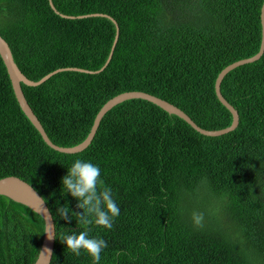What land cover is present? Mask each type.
Returning <instances> with one entry per match:
<instances>
[{
	"label": "trees",
	"instance_id": "trees-1",
	"mask_svg": "<svg viewBox=\"0 0 264 264\" xmlns=\"http://www.w3.org/2000/svg\"><path fill=\"white\" fill-rule=\"evenodd\" d=\"M263 0H52L66 15L104 13L118 38L106 66L64 70L24 96L50 140L81 142L100 107L141 90L176 105L204 129L231 123L214 83L233 61L260 45ZM105 16L65 18L48 0H0V35L22 73L38 80L60 67L98 70L115 36ZM238 111L237 126L218 136L144 99H127L101 118L83 150L48 146L21 110L0 57V178L14 175L45 200L59 239L84 230L55 212L76 200L61 196V177L75 159L98 164L120 207L112 229L87 226L108 247L100 264H264V51L220 83ZM203 214L196 225L192 213ZM42 217L0 195V264H32ZM54 238L50 264H93Z\"/></svg>",
	"mask_w": 264,
	"mask_h": 264
},
{
	"label": "water",
	"instance_id": "water-1",
	"mask_svg": "<svg viewBox=\"0 0 264 264\" xmlns=\"http://www.w3.org/2000/svg\"><path fill=\"white\" fill-rule=\"evenodd\" d=\"M51 8L53 11L57 14H59L61 17L65 18H82V17H88V16H105L109 19H111L115 26H116V31H115V36L114 40L109 52V55L103 64V66L98 69V70H87L84 68H79V67H60L57 68L38 80H31L27 76H25L22 71L19 69L17 64L15 63L12 52L10 50V47L6 40L0 35V57L6 67L9 79L11 81L12 89L15 95V98L23 111V113L26 115V117L29 119V121L33 124V126L37 129V131L40 133L42 139L44 142L50 146L51 148L58 150L60 152H65V153H75L78 151L83 150L85 147L89 145L91 142L93 136L95 135V132L97 130V127L99 125V122L103 115L110 110L113 106L116 104L127 100V99H144L147 100L151 103H154L158 107L162 108L169 114H175L179 116L180 118L184 119L188 124H190L196 131H198L201 134L207 135V136H218L224 133H227L231 130H233L239 121V115L238 111L235 109L233 105H231L221 94L220 91V83L223 79V77L232 69L235 67L249 63L252 61L257 60L261 54L264 51V0L261 4L260 8V23H261V39H260V45L258 51L253 54L252 56L246 57V58H241L239 60L233 61L230 64L226 65L223 67L219 73L216 76L215 83H214V90L215 94L218 98V100L230 111L232 120L231 123L223 128L220 129H204L197 125L191 117L185 113L182 109L177 107L176 105L168 102L167 100H164L158 96H155L153 94H150L148 92H144L141 90H128V91H123L121 93H118L114 95L113 97L109 98L98 110L96 113L93 123L91 125L90 131L86 135V137L79 143L72 145V146H60L55 143H53L50 138L48 137L47 133L45 132L41 122L31 109L30 105L28 104L24 93L21 88V83H24L25 85L28 86H36L39 85L40 83L46 81L50 76L53 74L64 71V70H74V71H80V72H98L102 70L106 64L109 62L114 46L116 44L117 38H118V25L111 16L108 14L104 13H91V14H84V15H66L63 13H60L56 8L54 7L52 0H48ZM0 195H4L10 199H12L15 202L21 203L36 213H38L43 221H44V231L48 230V232L43 231V237L41 241V245L38 251V254L32 264H50L51 259H52V254H53V248H54V238H49V234H51L53 231H55V224L53 221L52 214L43 199V197L35 190L28 182L25 180L21 179L18 176L14 175H9V176H4L0 178Z\"/></svg>",
	"mask_w": 264,
	"mask_h": 264
},
{
	"label": "clouds",
	"instance_id": "clouds-1",
	"mask_svg": "<svg viewBox=\"0 0 264 264\" xmlns=\"http://www.w3.org/2000/svg\"><path fill=\"white\" fill-rule=\"evenodd\" d=\"M61 191L76 200L77 212L65 202L57 205L55 212L66 222L75 219L84 230L79 232H61L59 239L53 231L49 238L58 239L65 247L79 256L83 251L89 255L93 264H100L101 253L108 247V242L101 236L90 235L89 225H96L103 229H112L114 220L120 214V207L114 198L110 187L104 185L101 178V168L98 164L85 159H75L67 168L65 175L61 177ZM193 222L201 225L203 214L192 213ZM44 232H48L45 230Z\"/></svg>",
	"mask_w": 264,
	"mask_h": 264
}]
</instances>
